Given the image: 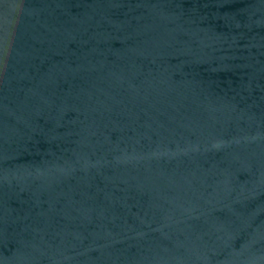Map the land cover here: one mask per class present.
I'll return each mask as SVG.
<instances>
[{
  "label": "water",
  "instance_id": "obj_1",
  "mask_svg": "<svg viewBox=\"0 0 264 264\" xmlns=\"http://www.w3.org/2000/svg\"><path fill=\"white\" fill-rule=\"evenodd\" d=\"M0 264H264V0H0Z\"/></svg>",
  "mask_w": 264,
  "mask_h": 264
}]
</instances>
